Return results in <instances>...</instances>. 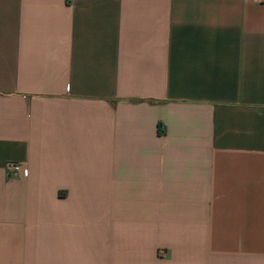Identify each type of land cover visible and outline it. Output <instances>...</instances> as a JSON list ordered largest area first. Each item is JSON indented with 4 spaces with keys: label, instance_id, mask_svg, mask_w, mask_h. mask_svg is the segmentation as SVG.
<instances>
[{
    "label": "crops",
    "instance_id": "crops-1",
    "mask_svg": "<svg viewBox=\"0 0 264 264\" xmlns=\"http://www.w3.org/2000/svg\"><path fill=\"white\" fill-rule=\"evenodd\" d=\"M0 264H264V0H0Z\"/></svg>",
    "mask_w": 264,
    "mask_h": 264
},
{
    "label": "built area",
    "instance_id": "built-area-1",
    "mask_svg": "<svg viewBox=\"0 0 264 264\" xmlns=\"http://www.w3.org/2000/svg\"><path fill=\"white\" fill-rule=\"evenodd\" d=\"M8 170L13 176H26V167L20 163H9L7 165Z\"/></svg>",
    "mask_w": 264,
    "mask_h": 264
}]
</instances>
